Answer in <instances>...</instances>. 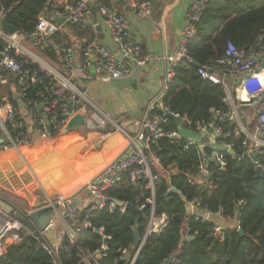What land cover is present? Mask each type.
Here are the masks:
<instances>
[{"label": "built area", "instance_id": "2783aa9c", "mask_svg": "<svg viewBox=\"0 0 264 264\" xmlns=\"http://www.w3.org/2000/svg\"><path fill=\"white\" fill-rule=\"evenodd\" d=\"M119 1L140 17L148 18L154 0ZM209 1L191 0L187 21L179 43L180 53L166 56L163 87L159 95L150 102L147 114L139 121L138 132L134 136L128 137V142L121 155L95 173L78 194L59 192L53 197H46L52 205L59 203L60 206L55 208L53 220L45 230L38 228L30 219H21L31 210L23 212L14 207V213L8 214L0 209V255L7 251L10 244L20 242L22 234H29L51 255L53 264H62L59 250L64 240L69 239L71 243H75L80 231L89 229L94 231L89 220L92 210L106 206L111 210L120 208L124 211L127 209L129 203L110 199L107 194V190L121 182L124 175L127 174L134 185H138L141 181H148L147 187L153 192L152 198L148 200L151 204V212L146 227V236L129 263L134 264L147 237L151 234L161 233L170 222V217L167 214L158 216L155 213V178L150 167V159L158 163L151 148L162 138H169L172 141L185 138L186 147L197 145L200 151L206 146H212L218 154L216 161L220 167H224L226 164L221 152L223 151L230 153L237 161L249 159L256 170L261 167L264 171V166L257 159L258 155L264 154L263 49L258 47L241 48L229 42L222 57L199 67L202 77L223 86L224 102L228 106L225 111L213 109L209 122L194 125L186 116L174 113L159 103L172 84L179 62L183 58H187L190 62L193 61L188 56L187 44L196 36L197 25L202 19ZM91 5H94L103 17L115 48L98 40L83 43L76 38L71 40L70 45L61 48L62 70L53 67L41 56L40 51L48 45L49 37L57 31H62L65 24L87 23L92 15ZM2 16L3 14L0 13V39L4 42V46L0 50V87L9 86L12 82L15 89L9 88V96L12 94L14 98L17 93L20 96L14 98L17 105L9 97L0 101V132L3 139L0 143L1 149L8 147L19 149L20 146L31 141L34 132L38 135L57 136L75 114V104L78 102L79 105L83 98L80 87L74 81H90L93 78L110 81L111 79L131 77L148 60L142 45L132 36L127 17L103 0H78L74 5H71L68 0H60L52 13L40 12L39 23L31 32L17 30L12 34L6 33L1 27ZM52 17L63 18V22L58 24ZM118 53L121 58H118ZM20 56L28 57L40 64L43 71H46L55 81L45 92L38 94V100L28 99L26 96L28 86L30 83L36 82L37 78L17 60V57ZM3 70H6V73H3ZM253 76H258L257 87L249 91L248 97L244 99L241 97L239 89L243 87L247 79ZM227 80L233 82L235 95H233ZM77 97H79L78 101ZM261 98H263L262 101H260ZM20 101L24 103V106L18 105ZM157 108L163 111V117L152 114ZM166 113H173L180 119L179 130L170 131L162 126L163 122L168 119ZM24 116L30 118L29 124H26ZM108 121L107 117H103L102 124L105 125ZM7 124H11L13 127L15 131L13 134ZM222 124H229L230 130L225 131ZM48 125L49 127H47ZM182 126L195 135L184 134L181 130ZM210 127H213V132H209ZM192 128L195 130L193 131ZM107 135L109 133L104 134V136ZM197 135L201 137H196ZM237 148H239L238 151ZM199 159V177L190 179L189 182L210 183V158L205 152H200ZM81 195L84 196L83 201L78 200ZM244 203V200L238 202L240 206ZM82 207H86L88 210L81 225H78V212ZM192 207V215L198 219L211 220L214 215L206 207L200 209L197 199L192 202ZM139 208L142 209V207ZM220 216L222 217V215ZM239 218L240 214H237V225L234 227L237 231L240 228ZM56 222H60L62 227L54 242L49 238L48 231L51 227H55ZM226 228L221 224H215L212 234L223 240ZM106 250L105 244L101 249L95 251L80 249V261L82 264H101L100 258L105 255ZM128 253L129 251L125 250L124 256Z\"/></svg>", "mask_w": 264, "mask_h": 264}, {"label": "trees", "instance_id": "16d2710c", "mask_svg": "<svg viewBox=\"0 0 264 264\" xmlns=\"http://www.w3.org/2000/svg\"><path fill=\"white\" fill-rule=\"evenodd\" d=\"M55 1L0 0V13L6 14L8 23L19 31L31 32L39 23L40 12L52 13L56 9ZM103 1L111 5V0ZM68 2L74 5L78 0ZM91 9L94 12L96 8ZM65 26L68 30L55 32L49 37L48 45L40 51L46 61L58 64L61 70V48L70 45L71 34L77 35L83 43L95 38L88 22L81 25L67 23ZM229 42L241 48L264 50V0L209 1L197 25L196 36L187 44L188 56L193 61L183 58L179 62L163 105L186 116L194 125L209 122L213 109L227 110L223 86L202 77L199 67L222 57ZM3 46L0 39V50ZM17 60L35 74L37 81L30 83L26 96L38 100V94L51 87L54 79L32 59L20 56ZM9 98L17 105L12 94ZM80 108L82 103L75 109L77 115ZM152 114L163 117L159 108ZM162 126L170 131L180 129L171 118ZM7 127L12 134L15 132L11 124ZM222 127L225 131L231 128L229 124H222ZM186 145L185 138L176 141L162 138L151 148L158 160V163L152 161L155 167L150 162L155 178V213L158 216L167 214L170 222L161 233L147 237L134 264H264V177H257V170L249 159L237 161L230 153L221 151L226 164L220 167L216 161L218 154L212 146L200 151L197 145ZM200 152H205L210 158V183L189 182L199 177ZM257 159L264 166V154L258 155ZM147 182L134 185L125 174L121 182L107 190L110 199L142 207L144 218L137 222V213L129 209L111 210L106 206L92 210L89 216L91 226L100 233L82 230L75 243L65 239L59 250L61 263L82 264L80 249L95 251L105 244L107 250L100 258L101 264H129L138 249L134 244L135 231H138L141 241L146 236L151 212L148 200L153 196ZM171 187L179 190L190 203L197 199L200 209L206 207L214 215L233 219L240 214L239 226L245 234L227 227L225 238L220 240L212 234L216 223L198 219L192 214L187 216L180 195L168 193ZM240 200L245 201L241 206L238 204ZM87 210L86 207L79 210L78 225H81ZM125 250L129 251L126 256ZM0 264H53V259L33 236L22 234L20 242L10 244L0 255Z\"/></svg>", "mask_w": 264, "mask_h": 264}, {"label": "crops", "instance_id": "0c3cea01", "mask_svg": "<svg viewBox=\"0 0 264 264\" xmlns=\"http://www.w3.org/2000/svg\"><path fill=\"white\" fill-rule=\"evenodd\" d=\"M55 2L57 5L60 0ZM190 3L191 0H154L150 17L143 18L121 1L111 0V5H108L127 17L133 38L148 56L146 64L131 77L79 81L83 94L80 103H86L82 113L77 115L75 112L76 115L69 119L57 136L34 132L31 141L21 146L22 150L0 148L2 199L22 211L21 206L12 200V194L20 196L29 204L27 211H30L38 199L53 197L59 192L78 194L95 173L121 155L128 137L138 132L139 121L147 114L150 102L163 87L166 56L180 53L179 43ZM99 15L96 8L88 20L95 34L93 40L115 48L111 33ZM65 25L64 32L68 30ZM76 38L81 41L77 35L71 34V40ZM9 88L15 89L12 82ZM103 117L109 120L105 125L102 124ZM24 118L26 124L31 122L28 116ZM189 133L186 135H195ZM1 140L0 132V143ZM78 200L83 201L84 196L81 195ZM211 220L229 228L237 225L236 218L213 215ZM61 227V223L56 222L55 227L49 229L48 236L52 241H56Z\"/></svg>", "mask_w": 264, "mask_h": 264}, {"label": "water", "instance_id": "95a60500", "mask_svg": "<svg viewBox=\"0 0 264 264\" xmlns=\"http://www.w3.org/2000/svg\"><path fill=\"white\" fill-rule=\"evenodd\" d=\"M92 7H93V5H92ZM99 17H100L101 21L104 20L101 15H99ZM52 19L58 24L63 22V18H60V17H52ZM1 27L6 33H9V34H12L18 30L15 26L8 23L6 14H4L2 16ZM117 56H118V58H121V55H119V53ZM2 72L6 73V70H3ZM19 96L20 95L17 93L14 95V98H19ZM78 99H79V97H77V101H78ZM262 100H263V98L260 99V101H262ZM159 103H160V105L163 106V98H161L159 100ZM18 105L24 106V103L22 101H20L18 103ZM75 106L76 107L78 106V102L75 104ZM166 117L173 119L178 126L180 125V119L178 117H176L173 113H166ZM47 127H49V125ZM209 132H213V127H210ZM255 157H256V155H255ZM257 177H261V178L264 177V171L261 167L257 168ZM168 193L179 194L181 199L185 203L187 216L192 214V212H193L192 203L187 201V199L182 195V193L179 190H177L175 187H171L169 189ZM59 206H60L59 203L52 205L51 203H49L48 199H46V198L38 199L37 203L34 205V208L28 214H26V216L21 217V219H23V220L30 219L36 224V226H38V228H40L41 230H45L53 220V217L55 214V208H57ZM0 209H2L4 212H6L8 214H12L15 211L14 206L11 205L10 203H8L6 200L2 199L1 197H0ZM127 209L133 210L134 212L137 213V215H138L137 222H139V220L141 218L145 217L143 209H141L139 207H135L131 204H128ZM89 230H91V229H89ZM94 232L100 233V231H98V230H94ZM238 232L241 235L245 234L242 228H239ZM134 244H135V246H140V244H141V239H140V236H139V233L137 230L135 231Z\"/></svg>", "mask_w": 264, "mask_h": 264}, {"label": "rangeland", "instance_id": "374dc122", "mask_svg": "<svg viewBox=\"0 0 264 264\" xmlns=\"http://www.w3.org/2000/svg\"><path fill=\"white\" fill-rule=\"evenodd\" d=\"M51 64H52L53 67H55L57 69H60V66L58 64H56V63H51ZM227 83L229 84L230 89H231L233 95H235V89H234L233 82L231 80H227ZM78 86H79V83H78ZM9 93H10L9 86H2V87H0V101L3 100L4 98H8L9 97ZM84 103H86V101H84ZM83 104H82V108H80V114L82 113ZM181 130L184 131L186 134L189 133V132H187V130H185V127H183V126L181 127ZM196 137H201V136L197 135ZM19 150H22V147L21 146L19 147ZM150 162H151V165L153 167H155L154 164H153V162H152V159H150ZM12 197H13V199L12 198L11 199L13 201H15V203L17 205H20L21 206L20 208L22 209L23 212H25V211H27L29 209V204L26 201H23L22 199H20L21 198L20 196H15L14 194H12Z\"/></svg>", "mask_w": 264, "mask_h": 264}, {"label": "bare ground", "instance_id": "6f19581e", "mask_svg": "<svg viewBox=\"0 0 264 264\" xmlns=\"http://www.w3.org/2000/svg\"><path fill=\"white\" fill-rule=\"evenodd\" d=\"M257 79H258V76H253L252 78H249V79H247L244 82L243 87H241L239 89V93H240V95H241L242 98H244L245 96H247V93L249 91H252V90L255 89V87H257L256 86V84L258 83ZM23 155H25V153H23Z\"/></svg>", "mask_w": 264, "mask_h": 264}]
</instances>
